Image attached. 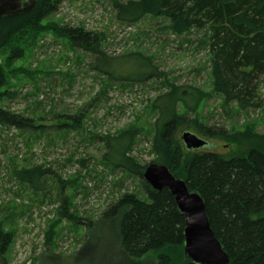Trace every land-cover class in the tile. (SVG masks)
<instances>
[{"label":"rangeland","instance_id":"rangeland-1","mask_svg":"<svg viewBox=\"0 0 264 264\" xmlns=\"http://www.w3.org/2000/svg\"><path fill=\"white\" fill-rule=\"evenodd\" d=\"M115 1L129 0H60L44 25L83 28L98 35L101 50L116 58L100 61L105 72L141 77L146 68L131 56L141 54L161 78L145 83L109 81L92 68L98 56L75 49L55 31L32 41L23 59L6 69L8 88L17 95L1 106L36 129L0 125V225L12 237L0 264H156L159 253L127 259L113 234L70 224L60 218L59 208L67 199L72 212L98 222L124 194L144 197L140 177L104 160L109 152L106 137L113 139L133 128L137 137L130 156L143 166L153 163V131L160 118L153 105L164 104V96L174 88L180 91L179 111L186 115L177 131L180 141L191 131L213 144L209 151L229 161L248 147L223 134L251 130L264 135V107L225 106L214 92L205 32L178 36L166 20L152 17L122 24ZM5 59L0 57V65ZM258 90L264 105V76ZM81 114L83 121L77 124L75 117ZM195 121L221 136L205 137ZM37 167L48 172L41 192L21 178L24 171Z\"/></svg>","mask_w":264,"mask_h":264},{"label":"trees","instance_id":"trees-1","mask_svg":"<svg viewBox=\"0 0 264 264\" xmlns=\"http://www.w3.org/2000/svg\"><path fill=\"white\" fill-rule=\"evenodd\" d=\"M59 5L60 0H37L25 14L0 18V57H6L4 65H0L2 126L20 131L36 129L26 118L4 110L1 104L17 95L8 88L6 69L23 59L26 49L33 45L30 43H35L45 32H59L75 49L98 56L92 68L109 76V81L145 83L161 78L150 59L141 54L131 56L142 61L145 75L132 78L105 72L100 61L116 58L101 50L98 35L83 28L44 25ZM113 8L122 24L135 25L152 17L166 20L170 32L178 36L205 32L212 58L213 89L222 97L224 105L235 104L242 110L264 107L258 92L264 76V0H129L115 1ZM179 92L174 88L164 96V104L159 105L157 101L153 105L160 112L152 138V152L156 155L153 163L166 166L176 178L185 180L191 191L203 197L211 227L229 256V264H264V135L251 130L223 134L226 139L248 147L229 161L209 150H185L177 137L179 127L186 120V115L179 111ZM183 104L188 111L189 106ZM79 117H75L77 124L83 121V114ZM194 123L205 137L221 136L213 128L198 121ZM136 137L133 128L113 139L106 137L109 152L104 160L113 168H122L140 177L144 197L137 193L124 194L98 222L72 212L66 199L59 208V216L77 227L94 229L96 226V232L113 234L127 259L136 261L159 253L156 264H177V260L181 264H194L185 255V218L173 196L167 189L153 190L143 178L148 165L143 166L130 156ZM47 174L37 167L24 171L21 178L36 192H41V183ZM11 240V234L0 225V258H4Z\"/></svg>","mask_w":264,"mask_h":264},{"label":"water","instance_id":"water-1","mask_svg":"<svg viewBox=\"0 0 264 264\" xmlns=\"http://www.w3.org/2000/svg\"><path fill=\"white\" fill-rule=\"evenodd\" d=\"M36 3L37 0H0V18L25 14ZM181 141L189 152L213 147V144L191 131L184 132ZM143 178L157 192L167 189L185 218L184 251L187 259L194 264H229V256L211 227L203 197L198 192L191 191L185 180L176 178L164 165H148Z\"/></svg>","mask_w":264,"mask_h":264}]
</instances>
